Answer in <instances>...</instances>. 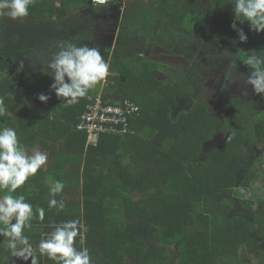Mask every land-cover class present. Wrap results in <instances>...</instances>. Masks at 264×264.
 <instances>
[{
	"label": "trees",
	"instance_id": "trees-1",
	"mask_svg": "<svg viewBox=\"0 0 264 264\" xmlns=\"http://www.w3.org/2000/svg\"><path fill=\"white\" fill-rule=\"evenodd\" d=\"M233 3L113 0L94 10L91 0H36L27 17L0 20V98L6 110L0 128H15L24 149L48 155L47 164L13 193L33 205L32 227L24 234L34 249L54 225L78 219L88 227L83 247L92 264H242L243 248L258 251L264 240L262 218L232 207L238 188L264 182L263 161L248 147L264 142V117L258 123L254 119L253 142L248 126L242 125L230 129L232 136L222 147H208L223 120L195 95L201 81L197 69L190 68L180 80L164 76L168 62L136 51L127 39L123 42L127 32L150 24L151 11L157 20L164 17L168 27L187 34L188 41L178 39L183 47L190 40H207L238 58L235 52L241 47L236 41H241L232 27ZM140 9L144 14L133 16ZM236 24L248 38L260 34L247 22ZM98 27L110 35L116 31V44L95 39ZM66 42L99 48L111 69L105 88L99 82L71 106L62 105L50 88L54 78L48 68L58 45ZM40 94L49 96L47 102L39 100ZM187 94L192 102L177 110ZM98 95L108 104L129 99L139 112L128 117L127 132H104L89 142V133L78 124L90 99ZM232 109L229 104L223 112ZM57 180L65 184L56 197L66 204L60 212L48 207V187ZM37 207L45 211L43 221ZM76 247H82L78 237ZM0 264L31 260L12 257L0 237ZM39 264L54 262L39 257Z\"/></svg>",
	"mask_w": 264,
	"mask_h": 264
},
{
	"label": "clouds",
	"instance_id": "clouds-1",
	"mask_svg": "<svg viewBox=\"0 0 264 264\" xmlns=\"http://www.w3.org/2000/svg\"><path fill=\"white\" fill-rule=\"evenodd\" d=\"M113 1V0H111ZM36 0H0V20L8 18L21 20L29 15V8ZM109 4V0H91L94 10ZM233 29L238 32L241 42L248 37L240 24L247 22L249 29L264 31V0H234ZM248 67L246 85H251L254 93L264 96V51L250 50L242 60ZM50 75L54 78L50 88L60 98L62 105L71 106L85 97L99 82L109 75V64L104 60L99 48L88 45L77 46L71 42L61 43L58 50L48 61ZM39 100L47 102L49 96L39 95ZM3 100L0 98V116L5 115ZM48 155L40 150L26 151L18 139L17 131L12 127L0 128V237L4 238V247L12 257L31 264H39V257H46L54 264H92L87 247H83L88 232L87 225L78 219L62 221L53 226L46 238L39 241L34 249L25 230L32 227L33 205L24 195H13L30 177L47 163ZM63 181H54L48 187V207L57 212L66 207L63 198L57 199L64 190ZM40 221L45 211L37 207ZM77 237L80 248L76 247ZM39 254V257L37 255Z\"/></svg>",
	"mask_w": 264,
	"mask_h": 264
},
{
	"label": "rangeland",
	"instance_id": "rangeland-1",
	"mask_svg": "<svg viewBox=\"0 0 264 264\" xmlns=\"http://www.w3.org/2000/svg\"><path fill=\"white\" fill-rule=\"evenodd\" d=\"M161 17L156 24L160 27V33L157 35V48L153 49L150 53L143 51L145 54L150 55L153 59L164 60L169 57V61H178L177 64L168 63L165 65L164 71L166 76L174 77L173 79L180 80L186 72L190 71V68L195 67L201 75V81L198 89L195 92L198 100L207 104L216 111V114L223 120V127L220 128L217 135H215L209 142L208 147L218 146L222 147L226 139L232 136L230 129L235 127H241L247 125L248 127V140L253 142L257 134L255 133V122L263 120L264 117V96L254 93L251 85H246L244 80L247 77L248 67L243 64V59L246 57L250 50L264 51V39L260 34H254L250 36L246 42H237L236 46L241 47L236 50V55L229 49H219L213 42L203 40H190L188 47H183L179 43V38L183 41H188L186 33H179L178 30H174L167 25L166 20ZM198 27H202L199 25ZM100 28V32H95L94 38L98 36L106 40L111 41L118 40L117 32L110 35L104 31V28ZM138 28H140L138 26ZM142 34L140 36L135 33L136 38L142 41L151 40L152 35L149 33L150 28L140 29ZM205 33L213 34L212 31H208L206 27H202ZM174 31V32H173ZM136 32V30H135ZM145 33V34H144ZM148 33V35L146 34ZM126 34L124 35V37ZM119 37V36H118ZM127 39V37H126ZM161 41L162 45L158 43ZM124 44H126L125 38H123ZM188 44V42H187ZM180 45V46H179ZM167 62V61H166ZM176 63V62H175ZM109 64V63H108ZM167 64V63H166ZM246 66V68H244ZM111 72L109 65V74ZM233 73V74H232ZM228 75L231 78L228 79ZM109 76V75H108ZM191 79V78H189ZM109 78L106 77L102 81V87L105 88L108 85ZM194 95V96H195ZM192 102V96L189 94L184 95L179 99L177 110L188 106ZM233 105V109L228 112H223V109L229 105ZM257 138V137H256ZM250 150L260 156L263 161L264 169V152H260V149H264V142L258 140V147L255 143L252 145L248 143ZM29 152L28 149H25ZM47 164V163H46ZM45 164V165H46ZM237 195L233 196V207L235 211H241L248 214L254 213L257 219L262 218L264 222V182L257 181L253 186L249 188H238ZM244 200H251L253 202L251 207H247L242 203ZM260 220V219H259ZM259 230V224L256 226L253 235H257ZM240 262L242 264H264V240L256 252H249L246 249L240 251Z\"/></svg>",
	"mask_w": 264,
	"mask_h": 264
},
{
	"label": "built area",
	"instance_id": "built-area-1",
	"mask_svg": "<svg viewBox=\"0 0 264 264\" xmlns=\"http://www.w3.org/2000/svg\"><path fill=\"white\" fill-rule=\"evenodd\" d=\"M90 100L78 124L80 129L89 133V142H96L104 132H127L128 117L139 112V106L129 99L108 104L104 102L102 95H98ZM117 125H121L120 129Z\"/></svg>",
	"mask_w": 264,
	"mask_h": 264
},
{
	"label": "crops",
	"instance_id": "crops-1",
	"mask_svg": "<svg viewBox=\"0 0 264 264\" xmlns=\"http://www.w3.org/2000/svg\"><path fill=\"white\" fill-rule=\"evenodd\" d=\"M124 2H125V0H124ZM134 4L135 3H131L130 4V9H133L134 8ZM124 6H125V9L129 6V4L128 3H126V4H124ZM135 9V8H134ZM149 12V16L151 17V19H150V24L149 25H147V23L146 24H142V27H144V28H150L151 30H149V33L152 35V39L151 40H147V41H142L141 39H138V38H136V36H135V33H137V35L138 36H140L141 35V33H142V31H141V33H140V30L139 31H137L136 30V32L135 31H133V30H131L132 32H127L128 33V35L126 36L127 37V44H129L131 47H135L136 48V51H146L147 50V52L148 53H150L151 51H153V49H155L156 47H157V35H155L156 34V32H159L160 33V25L158 26L157 24H156V22L159 20H157V18L153 15V13L151 12V11H148ZM148 12H146V13H148ZM127 14H131V12H129V13H127ZM142 14H144V13H142V9H140V10H135V12H134V15L133 16H137V15H142ZM138 17V16H137ZM139 18V17H138ZM127 31H128V29H127ZM156 31V32H155ZM109 36H110V34H109ZM104 37V36H103ZM120 37V36H119ZM126 37H124L125 39H126ZM117 38H118V34H117ZM97 39H101V36H98V38ZM118 40H116V41H112L113 43H114V45L116 44V42H117ZM158 45L159 46H161L162 45V43H161V41L158 43ZM102 86V85H101ZM102 89H103V87H102Z\"/></svg>",
	"mask_w": 264,
	"mask_h": 264
},
{
	"label": "flooded vegetation",
	"instance_id": "flooded-vegetation-1",
	"mask_svg": "<svg viewBox=\"0 0 264 264\" xmlns=\"http://www.w3.org/2000/svg\"><path fill=\"white\" fill-rule=\"evenodd\" d=\"M156 48H157V47H156ZM156 48H155V49H156ZM168 59H169V57H168L167 59H165V60H166L168 63H171V64L173 63V65H175V64H177V63H178V61L171 62L172 60H171V61H169ZM175 62H176V63H175ZM162 74H163L164 76H166V74H165V71H163V73H162ZM232 74H233V73H232ZM228 76H229V77H228V79H227V80H230V81H231V78L233 79V77H230V75H228Z\"/></svg>",
	"mask_w": 264,
	"mask_h": 264
}]
</instances>
